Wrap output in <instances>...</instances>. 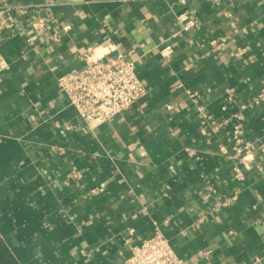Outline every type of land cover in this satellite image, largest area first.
<instances>
[{
  "label": "crops",
  "instance_id": "0c3cea01",
  "mask_svg": "<svg viewBox=\"0 0 264 264\" xmlns=\"http://www.w3.org/2000/svg\"><path fill=\"white\" fill-rule=\"evenodd\" d=\"M183 11L196 25L173 36ZM1 21L0 237L19 264H123L157 231L185 264H264V0H0ZM106 39L146 94L91 127L58 78Z\"/></svg>",
  "mask_w": 264,
  "mask_h": 264
},
{
  "label": "built area",
  "instance_id": "2783aa9c",
  "mask_svg": "<svg viewBox=\"0 0 264 264\" xmlns=\"http://www.w3.org/2000/svg\"><path fill=\"white\" fill-rule=\"evenodd\" d=\"M185 5L188 0H178ZM216 2L219 0H206ZM228 15H231L228 13ZM5 21H1L3 23ZM179 29L173 36L188 32L196 25V18L183 11L176 16ZM36 27L40 31L46 26L45 19L38 17ZM67 28L69 26H66ZM33 41V40H30ZM164 59H169L175 52L172 43L166 42L158 48ZM85 66L74 69L58 78L59 87L66 93L70 104L75 107L79 117L91 127L106 122L126 111L132 104L146 94V89L138 77L135 62L123 54L117 53V46L106 39L98 46H90L83 53ZM3 64V62H1ZM264 102V87L254 96L252 103L256 106ZM199 107L200 116H204ZM203 118V117H201ZM245 119L243 113H237L232 121L233 149L243 154V161L252 160L250 155L244 154L251 146L243 144L244 133L242 124ZM228 124V120L219 122L214 128L219 130ZM264 152V144L261 147ZM220 152L226 154L228 148L223 145ZM237 180L243 179L239 168L235 169ZM93 192L95 190H92ZM233 198H219L212 206L213 211L226 208ZM123 264H185L183 258L175 252L170 240L157 231L144 238L140 244L131 246V254L124 259Z\"/></svg>",
  "mask_w": 264,
  "mask_h": 264
},
{
  "label": "trees",
  "instance_id": "16d2710c",
  "mask_svg": "<svg viewBox=\"0 0 264 264\" xmlns=\"http://www.w3.org/2000/svg\"><path fill=\"white\" fill-rule=\"evenodd\" d=\"M0 264H19L6 242L0 237Z\"/></svg>",
  "mask_w": 264,
  "mask_h": 264
}]
</instances>
